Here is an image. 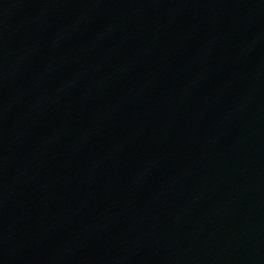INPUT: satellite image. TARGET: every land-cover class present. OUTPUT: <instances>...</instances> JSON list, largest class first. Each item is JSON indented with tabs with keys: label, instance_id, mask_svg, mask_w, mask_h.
<instances>
[{
	"label": "water",
	"instance_id": "water-1",
	"mask_svg": "<svg viewBox=\"0 0 264 264\" xmlns=\"http://www.w3.org/2000/svg\"><path fill=\"white\" fill-rule=\"evenodd\" d=\"M0 264H264V0H0Z\"/></svg>",
	"mask_w": 264,
	"mask_h": 264
}]
</instances>
